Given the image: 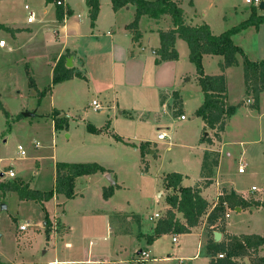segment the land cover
<instances>
[{
	"label": "crops",
	"instance_id": "1",
	"mask_svg": "<svg viewBox=\"0 0 264 264\" xmlns=\"http://www.w3.org/2000/svg\"><path fill=\"white\" fill-rule=\"evenodd\" d=\"M31 2L34 10L27 8L25 20L8 24L0 22L3 26L13 30L2 28L5 31L0 36V40L4 39L5 45L0 46V71L7 69L5 75L11 81L15 95L22 99L18 114L25 116L23 115L24 112H34V105H38L37 109H39V106L46 102L50 106L47 116L50 118L53 128L54 122L50 113L55 109L60 115L66 117L68 125L76 124L78 140L67 149V157L58 159L52 155L53 167L50 171L48 185V187L51 186L50 188L30 183L33 179L24 182H28L33 189H51L55 181V164L58 161L96 162L108 170L77 177L73 197L67 198L63 194H58L44 202L45 207L49 203L57 206L56 215L52 221L55 223L52 228L49 227L47 239L54 236L55 240L57 239V242L59 240L63 245L65 241L73 239L75 235L72 234L74 226L71 217L75 219L84 218L82 222L83 232L96 226L93 222H90L89 225L85 223L88 218L87 209H90L91 213H105V215L103 214L106 223L104 239H107L109 235L112 240L122 238L127 232H130L128 224H135V229L131 234L136 237L135 241L139 247L130 259L119 257L120 251H116L115 258L109 257V259L102 255L92 258L90 256L94 253L88 247L82 251L78 250V252L76 250L66 252L77 257L61 261L71 264H135L134 258H137L140 250H145L148 252V257L144 264H147L151 255L157 252L158 241L163 234H168L163 233L155 238L152 243L147 242V235L153 234L158 222L157 219L162 218L164 213L166 214L168 209H171L165 196L167 191L172 193V190L163 187V176L170 172H178L182 175L180 185L197 188L199 195L208 202L207 209L200 217L198 224L183 234H192L194 230H200V238L203 235L205 243L206 264H209L210 255L206 250V242L209 236L206 218L215 205L218 196L226 190L227 192L234 191L235 194L244 198L253 197L257 199L254 197V193L261 190L252 185L256 187V190H252L251 186L248 196L240 194L238 190L228 186L230 182L226 183L224 175L225 161L232 156L233 151L228 148L230 145V140L227 138L229 130L231 136L239 137L241 144L245 145L239 154L237 171L240 164L245 165V170L242 173H245L247 167L251 168V173L264 169V92L260 93V104H258L257 109L248 106V101L245 100V102L243 98H239L242 95V84L246 95L241 55H238V63L229 67L223 65V56L221 55L204 54L202 56L204 73L225 75L227 101L229 104L236 105L234 113L226 119L223 130L218 132L219 137H215L216 130L206 127L201 117L195 115V110L203 102L204 96L197 81L194 64L189 61L187 43L177 37L175 47L178 51V59L155 63L156 55L153 49L160 44L159 30H167L173 27L169 15L163 14L159 18L142 15L138 23L141 36L138 41H134L131 31L127 28V25L133 20L135 12V6L131 3L118 10H113L111 0H99L98 15L94 26L91 27L86 0H62L63 4L60 6L55 4V0H31ZM180 5L184 10L186 23L195 25L206 22L212 32L216 34L226 30L227 25L221 21L212 22L203 14L200 18L201 14L196 8V3L192 0H180ZM60 8L63 11H70L69 14H64L61 20L58 19L57 15ZM29 11L34 13L31 22L27 21ZM249 13L250 11L247 16ZM258 13L264 14V11ZM33 23L35 25H32ZM41 36L43 42L38 43L37 41L41 39ZM232 39L243 51H246L247 54H245L249 56V59L260 60L264 58V23L257 28L249 26L234 34ZM246 42L253 44V53L246 47ZM46 44H51L53 47L57 45V48L50 54ZM62 56H65L64 65L74 72L80 73L81 77L74 76L55 83L51 91L46 93L38 102V90L52 84L53 70L57 62L62 60ZM68 61H70V66L67 65ZM1 65H7V67ZM15 66L23 67V74L26 77V82H23L25 84L23 90L16 88V71L13 69ZM30 78L33 86L29 83ZM233 85L236 86L234 87L237 91L233 90ZM89 97H91L90 101H88ZM230 97L231 100H229ZM28 99L31 100L30 106L27 103V101L29 102ZM94 99L100 106L97 109L92 105ZM0 102L9 114V117L5 118L10 125L9 119H13L14 113L6 108L1 94ZM89 106L101 110L102 116L98 121H85L89 117ZM0 112L3 114L1 110ZM180 115L185 117L181 118ZM239 117L243 123L250 117L256 119V123L253 125L255 128L252 126L254 120L250 121V128L247 127L249 125L246 127L239 126L236 123V119ZM119 122L120 126L118 127ZM88 123L100 132L88 131L86 129ZM183 123H185V128H176ZM106 124L107 127H105ZM156 124L160 126L159 132L155 133V138L150 139L148 137L150 128ZM163 128H167L168 131ZM247 129L251 131H247ZM61 130L63 129L54 128L55 132ZM162 132L166 133V137L158 139L157 135ZM113 135L120 136L124 142L115 140ZM202 136H210L211 142L202 141ZM0 137H4L3 132ZM68 137H72V133ZM243 137H250V141L248 140L250 143L242 142ZM125 141L135 146H128ZM231 141L235 142L234 140ZM142 142H146L144 147L146 152L143 157L139 150V145ZM38 145L39 143L35 142V146ZM247 145L253 150L247 149ZM163 146L168 149L178 148L176 161L172 158L163 160L162 153H160ZM117 155L120 157L116 158ZM24 156L25 153L21 154L18 151L17 158H24ZM112 156L115 157L114 160L125 164L129 171L120 173L115 162H109L113 161ZM34 160L35 164L39 166V158L34 157ZM124 161H127V164ZM166 164L178 167L161 171L160 174L158 171L153 172L155 166ZM6 168H8L7 171L9 169L13 171L11 164ZM4 173L1 174L0 172V180L1 175L5 177ZM33 173L39 175L38 170H34ZM153 174H157L155 197L162 210L155 211L146 219H142L134 214L131 207L127 206L130 203L127 200V191H129L127 189L130 187L125 183V177L132 175L129 177L132 180L135 178L145 180L148 177L151 178ZM10 177L8 175L7 178ZM109 186H113L114 190L112 195L105 199L102 195L103 189ZM165 190L167 191L165 192ZM88 193L90 195L86 199ZM123 206L125 210L131 211V215L120 214L119 211H124L121 210ZM236 208L226 209L228 215L224 216L225 231L231 234L256 233L264 237V209L254 206ZM173 211L176 218L185 224L183 214L175 209ZM233 211L235 216L229 220ZM156 213L158 217H156ZM106 215L109 217L106 218ZM113 216L114 219H112ZM215 231L217 230H214L213 234ZM58 234L62 237L61 239H58ZM171 234V242L178 246L177 233ZM173 237H176L175 241H173ZM222 238L223 234L221 233L218 241ZM119 246L117 245V247ZM179 247L181 248V246ZM69 248L73 250L71 246L66 245V250ZM58 251L63 253L64 249ZM259 254L264 255V245L260 246ZM167 256L169 257V255ZM196 256L197 253L192 257L195 258ZM158 258L163 259L164 257ZM242 261L245 264H250L247 257L243 258ZM51 262L53 261L49 260L48 264Z\"/></svg>",
	"mask_w": 264,
	"mask_h": 264
},
{
	"label": "rangeland",
	"instance_id": "2",
	"mask_svg": "<svg viewBox=\"0 0 264 264\" xmlns=\"http://www.w3.org/2000/svg\"><path fill=\"white\" fill-rule=\"evenodd\" d=\"M192 1L196 3V8L201 14L200 18H202L203 14L205 18H209L212 22L221 21L222 23L227 25L225 29H228L229 27L239 23L244 18H247L248 12L251 11V6L248 5L245 0ZM185 4L188 5L187 2H185ZM25 5H27L30 10H34V6L32 5L31 0H0V22L8 24L12 22L19 23L25 20L27 15V9L24 8ZM262 11H264V9L260 10L259 8H257V13ZM32 25H35V23H33ZM4 31L5 30L0 27V36L4 34ZM37 42H43V37L41 36V39H39V41ZM252 43H245L250 52H252L253 49ZM46 46L50 54H52L57 48V45L53 47V45L51 44H46ZM244 52L246 53L245 50ZM1 66L7 67V65ZM19 66L13 67V69L16 71L15 83L16 88L23 90L25 86L23 82H26V77L24 76L25 74H23V67L19 68ZM6 70L7 69H5V71H0V94L2 95V99L5 101L4 104L6 108L10 110V112L14 113V116L13 119H9V125L5 116L0 112V134H2V132L4 133V137H0V172L2 173L5 171V177L1 175L2 178L0 181H30V179H33L30 183L48 187L50 171L53 167L52 155H54V157L56 156L58 159L67 157V149L73 146L78 140L76 124H69L67 127L62 128L63 130L55 132L51 120L47 116V113L50 110V106L46 102L43 103L42 106H39V109H37L38 105H34V112L28 111L31 113L30 115L22 116L21 114H18V112H20V103L22 102V99L18 98L15 95L16 93L15 91H13L11 81L5 75ZM234 86L235 85H233V87ZM236 86L238 87V84ZM235 87L233 90L237 91ZM239 98H243L244 101H247L246 98H248L252 101L251 95H247V93L245 95L243 84L242 95L239 96ZM28 100L29 102L27 101V103L30 106L31 100ZM90 100L91 97H89L88 101ZM229 100H231V97L229 98ZM251 101L246 104L250 106ZM238 102H240V100H238ZM258 104H260L259 100ZM88 110L89 117H84L86 118V122L98 121V119L101 118V110H96L92 106H89ZM256 114H258L257 111ZM240 120H242L240 117L236 119V123L239 126L243 125L246 127L252 120H254V122L252 121V126L256 123V119H252L251 117L244 123ZM184 125L185 123L179 126L176 125V128H185ZM250 125L247 127L250 128ZM119 126L120 122L118 123V127ZM159 127L160 126L156 124L150 128L148 135L150 139L155 138V133L159 132ZM253 128H255V126H253ZM163 129L168 131L167 128ZM248 130L251 131L250 129H247V131ZM71 133L72 137L69 138L68 136ZM227 134V138L230 140V145L228 146V148H231L233 151L232 156L225 161L226 166L223 167L225 171L224 175L226 183L230 182L228 186H230L234 190H238L240 194H243L245 196L249 195L250 187L252 185H255L261 190L259 192H255L254 197L259 200H264V190H262V188H264V169L262 171L251 173V168L247 167L245 173H238L237 165L239 154L242 148L245 147V145L241 144L239 137L231 136L230 130ZM113 138L117 140L115 138V135H113ZM3 139H5V141H3ZM242 139V142L250 143L249 141L251 138L243 137ZM165 140L167 141L168 139L166 138ZM231 140H234L235 142H232ZM35 142H38L39 145L35 146ZM125 143L128 144V146H132L126 141ZM19 146H21L25 151L24 158H17ZM246 148H250L251 150H253V148L248 145ZM160 153H162L161 155L163 156V160H167L168 158H172L173 160H175L176 155L178 154V148L172 147V149H168L166 148V146H163ZM34 157L39 158V166L35 164ZM119 157V155L116 156V158ZM112 159L113 161L109 162H115V165L120 169L118 170L120 173H126V170L129 171L125 164L120 161L114 160V156H112ZM124 163L127 164V161H124ZM10 164L12 165V169L15 175L13 177L7 178L8 168L6 167H8V165ZM176 167L178 166L172 167L168 164L164 166L157 165L155 166L153 172L158 171L159 173L161 171H167V169ZM34 170H38L39 175H35L33 173ZM156 175L153 174L151 178L148 177L145 180H140L137 178L132 180L131 178H129L132 175H127L125 177V183H127V185L130 187L127 189L129 190L127 191V200L130 201L127 206L131 207V210H133L134 214L136 216H140L142 219H146L148 215L153 214L155 211L162 210L161 205L157 203L155 197L157 190ZM166 191L167 190H165V192ZM170 194L171 193L167 191L165 197ZM89 195L90 194L88 193L86 199H88ZM91 200H93V198H91ZM56 207L57 206L53 203H49L45 207L47 213V221H49L48 228H52L54 226L55 222L53 223L52 221L54 220V216L56 215ZM121 210L124 211H119L120 214L131 215V211L125 210L124 206L121 208ZM87 212L88 218L85 220L86 225H89L90 222H93L96 224V226H93L91 229L83 232L82 222L84 218L75 219L71 217V221L74 226L72 234L75 235V237L69 241H65L63 245L59 242V240L57 242V239L55 240L54 236H50L47 239L48 234L45 232L44 224L45 212L42 209L41 205L32 200H19L17 193L13 190H10L3 195L0 191V264H48L49 260L53 261L51 262V264H71L70 262H62L61 260L74 258L77 256H73L72 253L66 252H72L75 250L78 252V250L82 251L83 249H87L88 247L94 253V255L90 256L92 258L97 257L98 255H102L107 258H115L116 251H120L121 254L119 257H122V259H130L139 249L138 244L135 241L136 237L131 234V232L135 229V224H128L130 232H127L122 238L112 240L110 238L111 236L109 235L107 236V239H104L103 237L106 234V223L104 221L105 216L103 217V214L105 215V213H91L90 209H87ZM165 215L166 214L164 213L162 218H164ZM234 216L235 213L233 211L229 220H232ZM108 217L109 216L106 215V218ZM114 218L115 217L113 216L112 219ZM160 219L161 217L158 218L157 221ZM23 223L27 225L28 229L25 231H19L18 226ZM59 235L60 234H58L57 237L58 239H61L62 237ZM171 237L172 234L169 232L168 234H163V236L157 243V252L151 255V259L148 260L147 264H206L207 255L205 251V243L203 235L200 238L199 229L194 230L192 234H183L182 232H178V246L171 242ZM66 245H68V247L71 246L73 250H71L70 248L66 250ZM117 245L120 246L117 247ZM139 246H141V244H139ZM179 246H181V248ZM61 249H64L63 253L58 251ZM196 253L197 256L193 258L192 256ZM167 255H169V257ZM161 256H163L164 258H158ZM134 260L135 264H142L137 260V258H134ZM240 262L245 264L244 261Z\"/></svg>",
	"mask_w": 264,
	"mask_h": 264
},
{
	"label": "trees",
	"instance_id": "3",
	"mask_svg": "<svg viewBox=\"0 0 264 264\" xmlns=\"http://www.w3.org/2000/svg\"><path fill=\"white\" fill-rule=\"evenodd\" d=\"M130 3L135 6V12L133 20L127 25V28L131 31L132 40L134 41H138L141 36L138 23L142 15H147L151 18H159L163 14L170 16L173 27L167 30H159L160 44L157 48L153 49L156 55L155 63L178 59V51L175 47L177 37L187 43L189 61L194 64L197 81L204 96L203 102L195 110V115L201 117L206 127L216 130L214 133L215 137H219L218 132L223 130L226 119L234 113L236 105L229 104L227 101L225 75L204 73L202 65V56L204 54L223 56V65L225 67L236 65L238 63V55H241L246 93L252 97L250 106L257 108L260 93L264 92V58L260 60L249 59L243 49L234 43L232 39L234 34L249 26L257 28L260 24L264 23V14L257 13V6L250 5L251 11L247 18L216 34L212 32L209 24L206 22L195 25L186 23L180 0H111L113 10H118ZM86 5L88 6L90 26L93 27L98 15L100 2L99 0H86ZM69 13V10L63 11L62 8L58 9V19L61 20L64 14ZM0 27L13 31L2 24H0ZM64 57H61L62 60L60 59L57 62L53 70L52 84L42 90H38V102L46 93L51 91L55 83L74 76L81 77L80 73H76L64 65ZM29 83L33 86L31 78ZM0 110L6 118L9 117L1 102ZM50 116L54 122L55 129H62L68 126L66 117L60 115L57 110L53 109ZM105 127H107V124ZM86 129L93 133L100 132L90 123L86 124ZM115 138L123 141L118 135H115ZM201 140L211 142V137L202 136ZM131 145L135 146L134 144ZM145 145L146 142H142L139 145L142 157L146 152ZM55 170L54 185L48 190L33 189L28 182L21 180L0 181L2 195L13 190L17 193L19 200H32L42 206L45 212L44 224L46 233L49 232V221H47L44 202L58 194L71 198L75 195L74 187L77 177L108 171L96 162L64 161L56 162ZM181 180L182 175L178 172H170L163 176V187L172 190V193L166 197V201L171 206V209L166 212L164 218L158 220L153 234L147 235L148 243H152L155 238L163 233L189 232L191 227L198 224L200 217L207 209L208 202L199 195L198 189L181 186ZM113 190V186L105 187L103 189V197L106 199L111 196ZM251 206L262 207L264 209V200L253 197L244 198L239 194H233L226 190L218 196L215 205L209 211L206 218L209 234L206 250L210 255L209 264H243L240 261L245 257L249 259L250 264H264V255L259 254L260 246L264 245L263 236L256 233L231 234L225 231L224 216L227 208H249ZM173 209L183 214L185 224L176 218ZM214 230L223 234L222 240L214 241Z\"/></svg>",
	"mask_w": 264,
	"mask_h": 264
},
{
	"label": "built area",
	"instance_id": "4",
	"mask_svg": "<svg viewBox=\"0 0 264 264\" xmlns=\"http://www.w3.org/2000/svg\"><path fill=\"white\" fill-rule=\"evenodd\" d=\"M261 1H263V0H245V2L248 4V5H254V6H257L258 7V5L261 3ZM55 4L56 5H58V6H60V5H62L63 4V2H62V0H55ZM25 8L27 9L28 8V6H25ZM33 18H34V13L32 12V11H29V15H28V17H27V21L28 22H31L32 20H33ZM5 45V40L4 39H1L0 40V46H4ZM247 101L248 102H250L251 100L250 99H247ZM92 105L97 109V108H99L100 106H99V104H98V102H97V100H92ZM180 117L181 118H184L185 116L184 115H180ZM166 137V133H159L158 135H157V138L158 139H163V138H165ZM18 151L21 153V154H24L25 153V151H24V149L21 147V146H19V148H18ZM244 170H245V165H242V164H240L239 166H238V172L239 173H242V172H244ZM8 175L9 176H14V172L11 170V169H9L8 171ZM4 172H2L1 174H3ZM252 190H256V187L255 186H252V188H251ZM262 190H264V188L262 189ZM156 215V217H158V214L156 213L155 214ZM225 215H228V213L226 212L225 213ZM18 228H19V230H21V231H23V230H25L26 228H27V225L26 224H20L19 226H18ZM176 240V237H173V241H175ZM137 260L139 261V262H141L142 264H144L145 263V260H146V258L148 257V252L147 251H145V250H140V252L137 254Z\"/></svg>",
	"mask_w": 264,
	"mask_h": 264
},
{
	"label": "water",
	"instance_id": "5",
	"mask_svg": "<svg viewBox=\"0 0 264 264\" xmlns=\"http://www.w3.org/2000/svg\"><path fill=\"white\" fill-rule=\"evenodd\" d=\"M258 8L260 10H263L264 9V1H261V3L258 5ZM67 65L70 66V61L67 62ZM31 113L30 112H24L23 115L27 116V115H30ZM109 178V176H108ZM110 180V179H109ZM111 181V180H110ZM231 193L234 194V191H232ZM236 209H239V207H237ZM220 236H221V232L219 231H215L214 234H213V239L214 241H218L220 239Z\"/></svg>",
	"mask_w": 264,
	"mask_h": 264
}]
</instances>
